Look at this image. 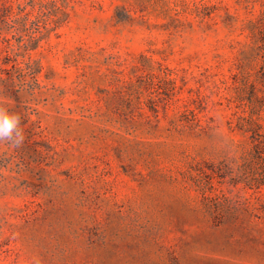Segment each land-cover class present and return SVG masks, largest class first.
<instances>
[{"label":"rangeland","instance_id":"obj_1","mask_svg":"<svg viewBox=\"0 0 264 264\" xmlns=\"http://www.w3.org/2000/svg\"><path fill=\"white\" fill-rule=\"evenodd\" d=\"M33 2L1 24L0 264H264V0Z\"/></svg>","mask_w":264,"mask_h":264},{"label":"clouds","instance_id":"obj_2","mask_svg":"<svg viewBox=\"0 0 264 264\" xmlns=\"http://www.w3.org/2000/svg\"><path fill=\"white\" fill-rule=\"evenodd\" d=\"M25 136L21 127V116L18 112H9V110L0 105V143H8L13 147H21ZM17 264H41L38 257H21Z\"/></svg>","mask_w":264,"mask_h":264},{"label":"trees","instance_id":"obj_3","mask_svg":"<svg viewBox=\"0 0 264 264\" xmlns=\"http://www.w3.org/2000/svg\"><path fill=\"white\" fill-rule=\"evenodd\" d=\"M16 8L17 10H14V3L12 0H0V35L2 32V23H5L7 21V18L12 13L15 18H18L20 20H26L30 16V11L34 6L33 0H24L20 1L17 0ZM254 149L256 150L258 156H260L264 160V136L263 134H258L256 137V141L253 144ZM264 183V177H259L254 180V185L256 187L260 186Z\"/></svg>","mask_w":264,"mask_h":264}]
</instances>
